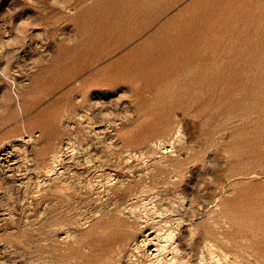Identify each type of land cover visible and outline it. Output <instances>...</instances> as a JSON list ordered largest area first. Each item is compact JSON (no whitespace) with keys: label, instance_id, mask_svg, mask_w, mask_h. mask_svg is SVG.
Instances as JSON below:
<instances>
[{"label":"rangeland","instance_id":"374dc122","mask_svg":"<svg viewBox=\"0 0 264 264\" xmlns=\"http://www.w3.org/2000/svg\"><path fill=\"white\" fill-rule=\"evenodd\" d=\"M38 75L0 264H264V0H0V99Z\"/></svg>","mask_w":264,"mask_h":264},{"label":"crops","instance_id":"0c3cea01","mask_svg":"<svg viewBox=\"0 0 264 264\" xmlns=\"http://www.w3.org/2000/svg\"><path fill=\"white\" fill-rule=\"evenodd\" d=\"M49 81L58 88L65 79L52 75H38L26 90L19 89L14 97L10 88H6L0 99V148L12 138L28 132L47 129V121L40 107L51 97L43 82Z\"/></svg>","mask_w":264,"mask_h":264},{"label":"bare ground","instance_id":"6f19581e","mask_svg":"<svg viewBox=\"0 0 264 264\" xmlns=\"http://www.w3.org/2000/svg\"><path fill=\"white\" fill-rule=\"evenodd\" d=\"M29 140H30V139H29ZM2 152H3V151H2ZM8 152H9V151H8ZM3 154H5V153H3ZM6 154H7V153H6ZM1 157H2V156H1ZM12 158H15V157H12ZM1 159H2V158H1ZM10 159H11V158H9L8 156L4 158L5 162H7V163H8V162L11 163ZM11 160H12V159H11ZM13 160H14V159H13ZM15 162H16V161H15ZM3 163H4V162H3ZM7 163H6V164H7ZM10 163H9V164H10ZM12 163H13V162H12ZM4 164H5V163H4ZM12 166H13V165H12ZM12 166H11V167H12ZM5 167H6V166H5ZM9 167H10V166H9ZM11 167H10V168H11ZM7 168H8V167H7ZM12 169H13V168H12ZM168 240H169V239H168ZM146 241H147V240H146ZM165 245H166V244H165ZM160 251H161V250H160Z\"/></svg>","mask_w":264,"mask_h":264}]
</instances>
